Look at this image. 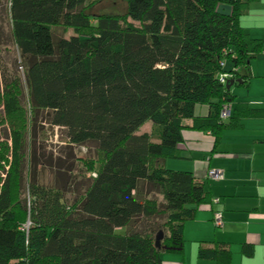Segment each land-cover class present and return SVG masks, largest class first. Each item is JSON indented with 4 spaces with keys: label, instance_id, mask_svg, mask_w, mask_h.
Returning <instances> with one entry per match:
<instances>
[{
    "label": "trees",
    "instance_id": "obj_1",
    "mask_svg": "<svg viewBox=\"0 0 264 264\" xmlns=\"http://www.w3.org/2000/svg\"><path fill=\"white\" fill-rule=\"evenodd\" d=\"M99 1L114 0H6L0 264H162L209 199L190 171L167 164L178 158L182 131L218 139L257 112L233 105L225 88L247 82L264 47L238 23L255 0H121L122 12L94 13ZM54 27L72 34L55 39ZM41 112L68 147L94 149L90 176L67 175L57 186L35 178L29 118ZM148 122L152 131L140 132ZM198 256L229 264L230 251L201 247Z\"/></svg>",
    "mask_w": 264,
    "mask_h": 264
},
{
    "label": "crops",
    "instance_id": "obj_2",
    "mask_svg": "<svg viewBox=\"0 0 264 264\" xmlns=\"http://www.w3.org/2000/svg\"><path fill=\"white\" fill-rule=\"evenodd\" d=\"M238 23L264 46V0L250 2ZM248 74L244 85L231 87L233 105L241 103L255 115L241 118L218 139L190 128L182 131L178 158L169 160V166L190 171L209 199L184 223L181 250L163 252L162 264H217L212 257L198 256L201 247L217 245L230 251L229 264H264V47L251 59ZM215 170L222 172L219 180L209 177ZM217 212L219 228L212 222Z\"/></svg>",
    "mask_w": 264,
    "mask_h": 264
},
{
    "label": "rangeland",
    "instance_id": "obj_3",
    "mask_svg": "<svg viewBox=\"0 0 264 264\" xmlns=\"http://www.w3.org/2000/svg\"><path fill=\"white\" fill-rule=\"evenodd\" d=\"M6 0H0V26L5 28V34L8 30V25L6 23V14H7ZM124 5L121 0H114L112 2L99 1V3L94 7V13L98 12H122ZM52 34L55 39L61 37H69L72 32L70 30L66 31L62 27L52 28ZM3 38L4 36L1 35ZM3 40V39H2ZM7 43V40H3ZM11 56V59H9ZM13 55L5 57L6 60L12 61ZM224 107V106H223ZM223 108L221 109V112ZM46 113H39L37 116H32L29 118L31 120L29 136L33 142L36 144V156L40 160L38 169L35 172V178L44 184L45 186H57L60 182L67 176H70V180L80 181L83 174L90 176L89 172H86L88 167V160H95L94 149L88 147H68L62 139L64 137V132L58 128H52L46 121ZM152 124L150 122L143 125L140 129V132L150 133L152 131ZM52 155L53 166L50 167L48 162L49 157ZM87 162V163H86ZM171 161H168L167 164L171 165ZM44 164L42 167L41 165ZM66 166H69L71 171L67 170ZM34 168V166H33ZM7 169V167H6ZM92 176V175H91ZM158 200H161V197L157 196ZM26 228V227H25ZM22 230L27 231V228ZM125 232L124 228L117 229V233L123 234Z\"/></svg>",
    "mask_w": 264,
    "mask_h": 264
},
{
    "label": "built area",
    "instance_id": "obj_4",
    "mask_svg": "<svg viewBox=\"0 0 264 264\" xmlns=\"http://www.w3.org/2000/svg\"><path fill=\"white\" fill-rule=\"evenodd\" d=\"M227 77V75H224L222 78H221V82L224 83L225 82V78ZM230 110H231V107L230 106H224L223 107V111L221 112V117L224 118V119H227L230 115ZM209 177L215 179V180H219L221 177H222V172L220 170H215V171H210L209 172ZM215 202H218L217 199L214 200ZM212 222H213V225L217 228H219L221 225H222V219H221V214L220 213H215L213 215V218H212Z\"/></svg>",
    "mask_w": 264,
    "mask_h": 264
},
{
    "label": "water",
    "instance_id": "obj_5",
    "mask_svg": "<svg viewBox=\"0 0 264 264\" xmlns=\"http://www.w3.org/2000/svg\"><path fill=\"white\" fill-rule=\"evenodd\" d=\"M240 82H241L240 80L237 81V83H240ZM232 85H233V81H230V82H228V83L225 85V88H226L227 90H230V88L232 87ZM161 238H162V233L159 232V234L156 236V239H155V246H156L157 248H159V242H160Z\"/></svg>",
    "mask_w": 264,
    "mask_h": 264
}]
</instances>
